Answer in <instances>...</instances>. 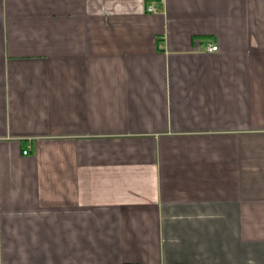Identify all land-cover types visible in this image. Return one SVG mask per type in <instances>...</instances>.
<instances>
[{"label": "crops", "instance_id": "1", "mask_svg": "<svg viewBox=\"0 0 264 264\" xmlns=\"http://www.w3.org/2000/svg\"><path fill=\"white\" fill-rule=\"evenodd\" d=\"M0 264H264V0H0Z\"/></svg>", "mask_w": 264, "mask_h": 264}, {"label": "built area", "instance_id": "2", "mask_svg": "<svg viewBox=\"0 0 264 264\" xmlns=\"http://www.w3.org/2000/svg\"><path fill=\"white\" fill-rule=\"evenodd\" d=\"M146 12L152 14V13H155V12H156V9H155V7H153V6H148V7L146 8ZM216 51H217V47L208 46V48H207V52H208V53H213V52H216ZM26 153H27V152L24 151L22 154H23V155H26Z\"/></svg>", "mask_w": 264, "mask_h": 264}]
</instances>
